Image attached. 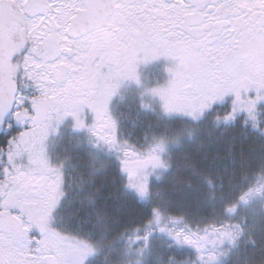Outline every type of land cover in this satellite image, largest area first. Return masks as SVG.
I'll return each instance as SVG.
<instances>
[{"label": "snow or ice", "instance_id": "obj_1", "mask_svg": "<svg viewBox=\"0 0 264 264\" xmlns=\"http://www.w3.org/2000/svg\"><path fill=\"white\" fill-rule=\"evenodd\" d=\"M160 57L174 62L169 80L141 96L158 97L165 114L197 120L230 99L226 120L242 113L264 132V0H0V264H86L98 251L75 218L54 226L66 193L46 141L66 117L121 153L126 187L147 197L133 165L163 162L119 140L109 105ZM27 81L35 94L20 91Z\"/></svg>", "mask_w": 264, "mask_h": 264}, {"label": "rangeland", "instance_id": "obj_2", "mask_svg": "<svg viewBox=\"0 0 264 264\" xmlns=\"http://www.w3.org/2000/svg\"><path fill=\"white\" fill-rule=\"evenodd\" d=\"M151 75L140 76L141 83L130 84V91L126 87L123 91L119 88L109 105L110 114L117 124L119 140L131 144L141 153V158L155 148V154L163 162L162 167H153L151 164L143 167L133 165L137 172L147 174V197L142 198L134 189L126 187V178L120 171L118 159L122 154L115 149L110 150L104 141L92 136L87 128L74 129L71 117H66L46 141L47 153L52 163L64 162L66 157H70L62 169L64 179L69 178L63 185L65 202L71 200L69 204L80 215L75 220L78 224L77 232L91 239L98 249L88 257L86 264H166L169 257L164 241L167 238L174 241L176 256H182L185 262L191 264H264V171L253 179H246L247 183L243 186L229 182V187L237 189L238 195L232 210L224 213L225 225L218 223V227L211 230L210 235L202 233L196 240L188 237L192 243L183 241L179 236L178 244L176 235H170L165 224L154 231L152 225L146 223L144 213L157 210L154 199L162 197L161 193L157 194V182L174 169L177 159H190L187 155L175 160V154L193 146L197 148L209 163L208 168L219 175L207 176V183L212 189L221 190L225 180L220 172H226L227 163L233 164L234 160L233 150L222 143L226 140L227 132L237 128L250 134L257 129L253 127L251 120L244 123L242 113H237L235 120L224 118L230 107V99L224 104L217 102L197 120L181 114H165L158 97L148 94L141 96V93L146 88L165 85L169 80V73L167 69L163 71L162 68H155ZM259 108L261 109V105ZM83 116L87 123L92 122L93 115L89 111H85ZM180 122L188 124L187 127L191 130L196 128L197 133L193 130L188 134L182 133L181 128L177 127ZM247 134L244 133L243 136L247 137ZM85 140L87 143L82 158L73 155ZM161 142L163 150L157 147ZM87 154L89 158L85 157ZM183 163V167L194 170L189 163ZM73 179L80 188L73 184ZM171 192L176 193V190L172 189ZM92 200L102 208L101 217H95L96 221H90L91 217L98 215L95 213V204L90 203ZM134 210L140 211V215L144 216L134 219ZM153 219L152 223L157 222L156 217ZM162 219L164 216L160 215L159 220ZM146 233L147 241L143 239ZM244 234L245 241H242ZM239 244H248L250 247L238 252ZM111 246L114 249L108 252ZM184 249L193 252L192 261H189ZM212 257L214 259H210Z\"/></svg>", "mask_w": 264, "mask_h": 264}, {"label": "trees", "instance_id": "obj_3", "mask_svg": "<svg viewBox=\"0 0 264 264\" xmlns=\"http://www.w3.org/2000/svg\"><path fill=\"white\" fill-rule=\"evenodd\" d=\"M187 126L189 125L180 122L177 127H180L184 134H188L192 130L195 134L197 133L196 128L193 127L191 130ZM244 133L247 134L244 130L234 128L227 132L226 140L222 142L227 145L228 149L233 150L234 160L233 164L227 163L228 170L226 172H220V176L225 180V185L221 190L212 189L207 183L205 179L207 176L219 175L216 171L213 172L208 168L209 163L197 148L193 146L186 148L180 154H175V160L179 156L183 158L187 155L190 159H177L174 169L164 179L157 182L159 191L157 194L161 193L162 197L154 199V202L158 207L157 211L164 216V219L159 220V223H152L156 216L149 211L144 213L146 223L151 220V228L154 231H158L159 227H163L165 224L168 231L176 237L180 236L183 241L185 237L196 240L197 236L202 233L210 235V231L218 227V223L224 226L226 223L223 218L224 213L232 210L238 195V190L230 188L228 183L243 186L247 183L246 179L249 177L253 179L261 171H264V140H259L255 132H250L247 137L243 136ZM183 162L192 165L194 170L183 167ZM172 189L176 190V193H172ZM101 209L98 205L96 210L100 217ZM144 215H140V211L134 210L133 218L138 219ZM244 237H246L245 234L242 241H245ZM164 245L169 257L166 264H191L185 262L186 260L182 256H176L174 252L176 245L173 240L167 238ZM249 247L248 244H239L237 251L248 250ZM113 249L114 246H111L108 252H112ZM184 251L187 253L189 261H192L193 252L190 249H184Z\"/></svg>", "mask_w": 264, "mask_h": 264}, {"label": "flooded vegetation", "instance_id": "obj_4", "mask_svg": "<svg viewBox=\"0 0 264 264\" xmlns=\"http://www.w3.org/2000/svg\"><path fill=\"white\" fill-rule=\"evenodd\" d=\"M173 63L174 62L170 58L160 57V58H158L156 60H153V61L149 62L145 66L143 64H140L139 67H138V72H139L140 76L148 74V76L151 77L152 76L151 75V71L153 69H155V68H158V69L159 68H162L163 71H165L168 67H171ZM26 83L29 86L28 87H24L22 85L20 87V91L23 92L25 95H33V94H35L33 87H31V81H27ZM130 84H136V82L135 81H132V80H124V81H122L119 90L120 91H123V90H125V87H126L127 91H130ZM85 111H88V110L86 109ZM259 116H260V125H261V127H264V104L261 105V111L259 113ZM18 130L19 129H14V131H18ZM253 132H255V134L258 136L259 140H261V141L264 140V132H261L259 128H257ZM88 138H89V136H88ZM5 143H6V136H5L4 133H2L1 136H0V145H3ZM86 143H87V141L85 140L83 142V145L77 151H75L73 153V155H78L79 158H82V155L85 152ZM85 157H88V154ZM69 160H70V157H68V158L66 157V160H64V162H60V163H56V164H62L63 167H64L65 166V163H67ZM68 179H66V180L64 179V181L68 182L69 181ZM72 181H73V184L74 185H76V186H78L80 188V185H77V183L75 182L74 179ZM88 200H89V197H88ZM65 201H66V196H65V198L63 199V201L61 203V206L62 207H61L60 212L57 213V218H56L57 221L55 222L54 226H59V224H63V222L64 223L69 222L73 218H75V220H78L79 219V216L80 215L77 212H74L75 211L74 206H72L71 204H69V203H71V200H68L67 202H65ZM98 205H99V203H97V204L94 205L96 207V209H97ZM76 213H77V215H76ZM95 213H97V211ZM95 217L98 218V215L94 216V218L91 217V220L90 221H92V220L93 221H96V218Z\"/></svg>", "mask_w": 264, "mask_h": 264}, {"label": "water", "instance_id": "obj_5", "mask_svg": "<svg viewBox=\"0 0 264 264\" xmlns=\"http://www.w3.org/2000/svg\"><path fill=\"white\" fill-rule=\"evenodd\" d=\"M2 133H0V135H1Z\"/></svg>", "mask_w": 264, "mask_h": 264}]
</instances>
